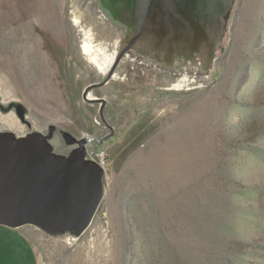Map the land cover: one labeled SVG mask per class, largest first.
I'll return each mask as SVG.
<instances>
[{
    "label": "rangeland",
    "instance_id": "374dc122",
    "mask_svg": "<svg viewBox=\"0 0 264 264\" xmlns=\"http://www.w3.org/2000/svg\"><path fill=\"white\" fill-rule=\"evenodd\" d=\"M90 1L0 0V131L54 126L55 152L68 132L108 155L80 236L30 227L38 264H264V0H233L203 75L196 52L186 76L125 54L89 92L105 100L104 141L99 104L82 92L108 71L80 48L87 39L111 57L115 46Z\"/></svg>",
    "mask_w": 264,
    "mask_h": 264
},
{
    "label": "water",
    "instance_id": "95a60500",
    "mask_svg": "<svg viewBox=\"0 0 264 264\" xmlns=\"http://www.w3.org/2000/svg\"><path fill=\"white\" fill-rule=\"evenodd\" d=\"M107 9L121 20L131 21L132 33L116 54L104 79L86 86L82 99L99 104L103 116L105 100L89 98V92L104 86L127 53L142 38L147 48L175 59H199L205 50L213 58L223 34L225 17L233 0H105ZM157 55V54H156ZM199 60V61H200ZM212 63V61H211ZM47 136L32 131L16 136L0 131V225L11 228L32 225L47 234L71 232L80 236L91 224L104 194V170L86 160L87 139L62 132L68 155L56 153Z\"/></svg>",
    "mask_w": 264,
    "mask_h": 264
},
{
    "label": "bare ground",
    "instance_id": "6f19581e",
    "mask_svg": "<svg viewBox=\"0 0 264 264\" xmlns=\"http://www.w3.org/2000/svg\"><path fill=\"white\" fill-rule=\"evenodd\" d=\"M104 1L105 0H91L86 7V11L92 17V20H94V23L100 27L102 35L104 37L111 38V35H112L113 44L115 46L114 54L111 57H107V55H106L107 53L104 52L106 54L101 53V57L98 56L97 52L99 51V47L98 46L97 47L92 46L94 44L91 45L87 39H84L82 41L80 49L85 55L89 56L91 62H93L101 71H103V73H106L108 71L111 63L113 62V59L115 58L116 54L120 50V48L123 45H125V43L127 42L128 38H129V34L132 33V29L130 27L131 21L127 20V19H123V20L121 19L120 20L117 17V15H115V13H113L112 11L107 9V6H105L106 4L104 3ZM83 15H84L83 12H80L78 15H76L73 19L74 23L75 24L80 23L81 19L83 18ZM92 26H94V25H92ZM85 30L87 31V29H85ZM90 30L88 32L87 37L93 38L94 34ZM115 30H117V31L115 32ZM145 43H146L145 38H142L133 47H131L127 51L126 54L132 55V57L139 56V55L143 54L144 55L143 60H146L147 62H152L154 60H157V62L162 64L164 70L172 71L174 73H179L181 71V73H183V76H186L185 71L182 72L184 66H186L188 68V70L190 71L191 65L190 66L187 65V63H185L184 59H181L180 61H178L176 63L171 56H168L165 53L162 54V52H159V51H157L158 53H156L154 50L147 48V45ZM100 44L101 43H99L97 45H100ZM211 61H212V57H210L207 54V52L204 50L203 55L201 56V60L198 61L199 73H201L202 75L204 73H207V71L209 70V67L211 65ZM88 97L93 98L94 96L89 94Z\"/></svg>",
    "mask_w": 264,
    "mask_h": 264
},
{
    "label": "crops",
    "instance_id": "0c3cea01",
    "mask_svg": "<svg viewBox=\"0 0 264 264\" xmlns=\"http://www.w3.org/2000/svg\"><path fill=\"white\" fill-rule=\"evenodd\" d=\"M32 225L16 228L0 225V264H38L36 252L28 239Z\"/></svg>",
    "mask_w": 264,
    "mask_h": 264
},
{
    "label": "built area",
    "instance_id": "2783aa9c",
    "mask_svg": "<svg viewBox=\"0 0 264 264\" xmlns=\"http://www.w3.org/2000/svg\"><path fill=\"white\" fill-rule=\"evenodd\" d=\"M84 158L100 166L104 170V175H105L106 167L108 164V155L104 149H97L94 148L93 146L86 145Z\"/></svg>",
    "mask_w": 264,
    "mask_h": 264
},
{
    "label": "flooded vegetation",
    "instance_id": "af4514ba",
    "mask_svg": "<svg viewBox=\"0 0 264 264\" xmlns=\"http://www.w3.org/2000/svg\"><path fill=\"white\" fill-rule=\"evenodd\" d=\"M48 134V133H47ZM47 134H43V135H45V136H47ZM52 138V137H51ZM51 138H50V143H51ZM52 144V143H51ZM53 146V145H52ZM68 146V145H67ZM69 147V149L67 150V152L64 154V155H68L69 153H70V151L72 150V146H68ZM54 150V149H53ZM56 153H59V152H56ZM60 154H63V153H60Z\"/></svg>",
    "mask_w": 264,
    "mask_h": 264
}]
</instances>
